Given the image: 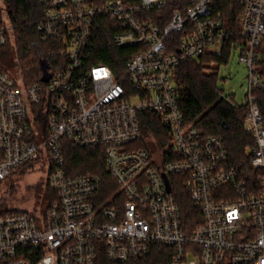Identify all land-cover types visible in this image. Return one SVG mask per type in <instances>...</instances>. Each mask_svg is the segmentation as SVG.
Returning a JSON list of instances; mask_svg holds the SVG:
<instances>
[{"label":"built area","instance_id":"2783aa9c","mask_svg":"<svg viewBox=\"0 0 264 264\" xmlns=\"http://www.w3.org/2000/svg\"><path fill=\"white\" fill-rule=\"evenodd\" d=\"M215 1L41 0L36 27L58 59L51 71L48 64V82L30 86L0 64V182L41 160L57 201L38 217L0 216V264H98L103 251L123 264L153 245L171 248L174 264H264V0H225L241 8L236 27ZM171 7L161 28L152 14ZM105 31L127 50L124 63L97 62ZM13 40L4 20L0 48ZM226 45L249 68L244 130L254 140L253 187L229 168L222 138L188 123L178 100L176 68ZM144 113L166 128L165 145L143 133ZM63 140L104 155L118 186L113 207L101 204L99 176L68 173ZM181 187L202 221L195 229L184 224Z\"/></svg>","mask_w":264,"mask_h":264},{"label":"trees","instance_id":"16d2710c","mask_svg":"<svg viewBox=\"0 0 264 264\" xmlns=\"http://www.w3.org/2000/svg\"><path fill=\"white\" fill-rule=\"evenodd\" d=\"M2 2L3 6L0 5V26L4 20L13 26L14 46L10 44L0 48V64L12 74V71L18 68L19 73L17 74L27 86L41 83V62L46 61L51 71V63L58 59L57 54L54 57L50 56V53L56 49L51 43L42 41L36 27L44 16V6L41 4V0H2ZM174 6L175 4H173ZM215 7L223 16L224 21L235 23L236 27L240 7L225 0H216ZM171 10L172 7L152 14L154 21L161 28H164L168 22ZM173 37L174 39H182V34H175ZM100 43L101 47L97 51V62L113 65L114 60L119 58L124 63L125 59L123 58L127 50L116 49L111 43L110 33L103 32ZM231 50V45H226L220 55H204L200 59L181 63L176 68L174 77L178 89L179 105L186 121L193 123L205 136L214 135L222 138L228 150L229 168L235 169L240 179L248 186L253 187L257 182V172L251 163L254 140L244 130L248 108L232 102V99L225 96L223 90L218 87L219 68L229 62ZM259 52L262 53V62L264 63V42ZM142 117L145 119L142 121L143 133L145 135L149 133L152 138L165 145L168 141V137H166L168 132L160 123L158 116L144 113ZM38 127L46 135V120L42 115L38 119ZM62 148L68 173L71 176L87 174L99 176L102 181L101 204L105 207H113L118 186L107 170L104 155L99 154L97 149L75 147L67 140L62 141ZM38 161L42 162L41 160ZM28 165L16 169L12 173L14 174L24 168L26 170ZM24 173L25 171H22L20 174L23 175ZM4 181H1L0 184ZM13 188L14 185L10 182L9 191L11 193L14 192ZM47 188L51 197L49 201L52 204L57 201V196L54 191L50 190L49 184ZM176 200L186 227L190 226L195 229L198 224L202 223L184 187L177 191ZM17 213L27 212L15 208L8 209L5 201L0 197V216ZM31 249L35 248H26L24 252ZM173 255L174 251L171 248L153 245L145 257L123 264H174ZM98 264H112L106 259L104 251L100 253Z\"/></svg>","mask_w":264,"mask_h":264},{"label":"rangeland","instance_id":"374dc122","mask_svg":"<svg viewBox=\"0 0 264 264\" xmlns=\"http://www.w3.org/2000/svg\"><path fill=\"white\" fill-rule=\"evenodd\" d=\"M0 5L3 6L2 0ZM12 72L19 77L18 68ZM248 75L249 68L240 62L238 50H233L229 62L219 68L218 87L223 90L225 96L232 99V102L239 106H246ZM24 169L12 173L0 184V197L5 201L8 209L15 208L38 217L50 205L51 197L47 188L49 176L40 161L32 162L26 170ZM22 171H25L23 175L20 174ZM10 182L14 185L13 193L9 191Z\"/></svg>","mask_w":264,"mask_h":264},{"label":"water","instance_id":"95a60500","mask_svg":"<svg viewBox=\"0 0 264 264\" xmlns=\"http://www.w3.org/2000/svg\"><path fill=\"white\" fill-rule=\"evenodd\" d=\"M41 71H42V78L41 81L43 82H48L50 79V74L48 72V63L46 61H42L41 62ZM167 183V180H166ZM168 188H169V184L167 183Z\"/></svg>","mask_w":264,"mask_h":264}]
</instances>
